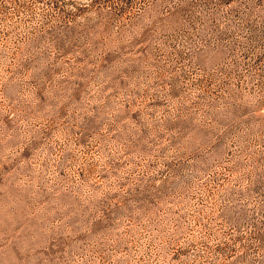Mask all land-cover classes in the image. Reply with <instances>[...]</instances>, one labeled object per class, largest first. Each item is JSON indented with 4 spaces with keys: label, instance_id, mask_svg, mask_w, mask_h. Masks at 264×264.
Here are the masks:
<instances>
[{
    "label": "rangeland",
    "instance_id": "374dc122",
    "mask_svg": "<svg viewBox=\"0 0 264 264\" xmlns=\"http://www.w3.org/2000/svg\"><path fill=\"white\" fill-rule=\"evenodd\" d=\"M0 264H264V0H0Z\"/></svg>",
    "mask_w": 264,
    "mask_h": 264
}]
</instances>
